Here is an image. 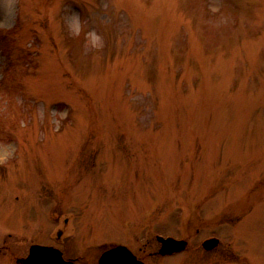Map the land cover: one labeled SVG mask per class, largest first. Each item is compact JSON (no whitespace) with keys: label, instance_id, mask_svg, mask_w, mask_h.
<instances>
[{"label":"rangeland","instance_id":"rangeland-1","mask_svg":"<svg viewBox=\"0 0 264 264\" xmlns=\"http://www.w3.org/2000/svg\"><path fill=\"white\" fill-rule=\"evenodd\" d=\"M263 180L264 0H0V218L264 264Z\"/></svg>","mask_w":264,"mask_h":264},{"label":"flooded vegetation","instance_id":"flooded-vegetation-1","mask_svg":"<svg viewBox=\"0 0 264 264\" xmlns=\"http://www.w3.org/2000/svg\"><path fill=\"white\" fill-rule=\"evenodd\" d=\"M52 207L47 225L29 219L17 227V223L0 218V264H99L108 249L106 264H255L240 250L229 248L231 244L219 234L200 240L188 235L184 249L166 253L160 252V243L147 247L149 239L145 240L144 228L134 240L127 223L120 226L122 231L114 239L87 241L82 229L92 230L93 226L81 221L70 205L57 203ZM67 210L69 215L65 214ZM238 219L232 222L235 224ZM198 231L200 228L196 227L194 233ZM210 237H217L218 242L207 248L204 241ZM118 245L124 248L111 251Z\"/></svg>","mask_w":264,"mask_h":264},{"label":"water","instance_id":"water-1","mask_svg":"<svg viewBox=\"0 0 264 264\" xmlns=\"http://www.w3.org/2000/svg\"><path fill=\"white\" fill-rule=\"evenodd\" d=\"M157 239L161 242L160 252H162V253L170 252L173 250H181V249L185 248V246H186L185 240L176 239V238H173L171 236L163 237V236L158 235ZM217 242H218V239L210 238V239H207L204 241V245L208 248V247L213 246ZM120 248H122V246H118V249H120ZM105 260H106V258L104 257L102 264H106Z\"/></svg>","mask_w":264,"mask_h":264}]
</instances>
